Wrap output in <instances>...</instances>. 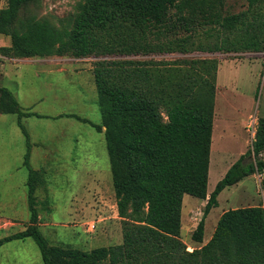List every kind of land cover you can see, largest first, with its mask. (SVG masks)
<instances>
[{
  "label": "trees",
  "instance_id": "1",
  "mask_svg": "<svg viewBox=\"0 0 264 264\" xmlns=\"http://www.w3.org/2000/svg\"><path fill=\"white\" fill-rule=\"evenodd\" d=\"M33 1L6 0L0 8V35L11 38L0 54L9 59L103 57L93 70L102 123L63 116L104 134L123 243L91 251L48 243L36 197L44 174L31 166V138L22 122L43 116L23 108L10 89L0 86V113L17 115L27 139L31 212L27 228L0 239V248L33 238L45 264H264L260 205L225 211L212 237L204 239L206 217L218 206L219 195L264 172V118L252 148L208 196L219 61L151 57L264 52V0H247V9L238 13L228 8V0H83L70 26L62 29L45 19L23 21L21 11ZM186 195L207 200L192 233L199 246L192 251L181 239Z\"/></svg>",
  "mask_w": 264,
  "mask_h": 264
},
{
  "label": "rangeland",
  "instance_id": "2",
  "mask_svg": "<svg viewBox=\"0 0 264 264\" xmlns=\"http://www.w3.org/2000/svg\"><path fill=\"white\" fill-rule=\"evenodd\" d=\"M82 1L34 0L21 11V19H45L62 29L70 26ZM5 6L6 0H0V8ZM247 6V0H228V8L234 13ZM10 44V37L0 35V47ZM151 57L167 61L181 58L219 61L209 196L224 170L252 148L253 120L257 134L259 121L264 118V52L197 51ZM62 58L74 63L67 66L58 62ZM120 58L124 57H107L108 60ZM14 60L0 54V86L10 89L23 108L43 116L22 120L32 143L31 166L44 174L45 184L36 192L42 234L50 245L83 251L122 244L124 222L118 215L105 137L90 124L63 116L76 114L95 124L102 123L93 70L103 57ZM63 67L67 71L56 70ZM27 152V139L18 125V116L0 113V239L24 231L31 221L29 171L24 165ZM261 158L264 161V154ZM261 188L264 189V172H256L226 188L218 197V206L206 217L205 241L213 235L225 211L264 207ZM206 203L207 200L193 196L184 197L181 239L189 251L199 246L193 241L192 233L202 219ZM0 264L45 263L35 240L26 238L5 243L0 248Z\"/></svg>",
  "mask_w": 264,
  "mask_h": 264
},
{
  "label": "crops",
  "instance_id": "3",
  "mask_svg": "<svg viewBox=\"0 0 264 264\" xmlns=\"http://www.w3.org/2000/svg\"><path fill=\"white\" fill-rule=\"evenodd\" d=\"M22 60H24V59H22ZM26 60V59H25ZM57 60H59L58 62H63L65 65H67V66H69V65H72V63H74V62H67L68 61V58H62V59H57ZM14 61H19V60H14ZM53 68H55V67H53ZM51 70H54V69H51ZM56 70H59V71H67V69H66V67H63L62 69H60V68H56ZM101 135H104L103 133H101ZM35 145V144H34ZM229 169V168H228ZM228 169H225L224 170V172L221 174V178L220 179H222L224 176H225V174H226V172L228 171ZM192 203H195V202H192ZM184 208V207H183ZM183 218H184V212H182V222H183ZM195 228H196V226H195ZM212 237V236H211ZM210 237V238H211ZM209 240H206L205 241V243H207Z\"/></svg>",
  "mask_w": 264,
  "mask_h": 264
},
{
  "label": "built area",
  "instance_id": "4",
  "mask_svg": "<svg viewBox=\"0 0 264 264\" xmlns=\"http://www.w3.org/2000/svg\"><path fill=\"white\" fill-rule=\"evenodd\" d=\"M255 124H256V120L254 119L253 122H252L251 125H250V127L253 128L252 133H253V138H254V140H255V138H256V132L254 133V130L256 129ZM259 192L264 196V189H263V188H261V189L259 190ZM94 226H95V225H94ZM94 226H93V227H94Z\"/></svg>",
  "mask_w": 264,
  "mask_h": 264
}]
</instances>
